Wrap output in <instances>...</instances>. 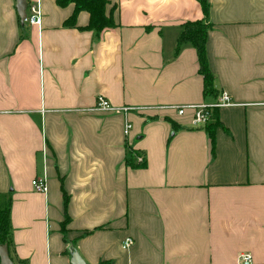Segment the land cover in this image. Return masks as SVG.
I'll return each mask as SVG.
<instances>
[{
    "label": "crops",
    "instance_id": "1",
    "mask_svg": "<svg viewBox=\"0 0 264 264\" xmlns=\"http://www.w3.org/2000/svg\"><path fill=\"white\" fill-rule=\"evenodd\" d=\"M107 1L115 26L96 34L80 29L86 11L64 24L72 4L39 0L38 26L0 0L8 255L70 264L73 247L84 264H237L247 252L264 264V0H206L213 85L233 102L214 109L213 142L175 109L214 100L196 50L177 46L182 24L204 19L200 2ZM98 95L110 110L95 107ZM129 150L146 165L127 164Z\"/></svg>",
    "mask_w": 264,
    "mask_h": 264
},
{
    "label": "trees",
    "instance_id": "2",
    "mask_svg": "<svg viewBox=\"0 0 264 264\" xmlns=\"http://www.w3.org/2000/svg\"><path fill=\"white\" fill-rule=\"evenodd\" d=\"M200 2L202 13L204 16L203 20H195L194 22H185L181 26L180 35L177 40L178 50L181 48L180 45L188 44L191 45L197 54V60L199 63V73L203 76V89L205 97H212L215 99L218 96V91L214 88V74L210 72L208 66V59L206 56V40L209 33V24L206 22L208 17V1L197 0ZM57 6L64 7L68 4L74 6V11L72 15L66 19L65 25L69 27H74L76 25V15L79 11H86L89 14V23L86 27L80 29H86L90 31H95L96 34L110 27H114V19H112V10L107 12V0H55ZM214 110L210 113V121L203 126L206 131H211V121ZM175 126V125H172ZM211 142H213L214 135L210 132ZM135 154L133 151H128V158L126 163L132 165L135 168L144 167L145 161L141 164L136 163ZM65 198V202H66ZM10 204L11 199L6 200L0 205V244H6L9 248L11 245L10 234Z\"/></svg>",
    "mask_w": 264,
    "mask_h": 264
},
{
    "label": "built area",
    "instance_id": "3",
    "mask_svg": "<svg viewBox=\"0 0 264 264\" xmlns=\"http://www.w3.org/2000/svg\"><path fill=\"white\" fill-rule=\"evenodd\" d=\"M39 0H33V2L27 4L28 14L25 15L23 21L28 22L31 25L40 26L41 21V12L40 7H38ZM230 95L227 91H222L218 94V96L212 100L210 103H199L197 105H182L180 107H176V112L178 115H183L186 110L192 111V120L190 126L192 128L203 127L210 121V113L212 110L217 108L226 107L232 105ZM95 107L101 110H110V103L104 98L102 95H98L95 100ZM131 128V124L129 121H126L123 128V135L128 136L129 130ZM135 161L138 164H141L144 161V155L141 153L135 156ZM32 188L35 192L44 193L47 190V183L45 182V177H35L31 180ZM132 238H127L122 243V249H127L129 245L132 243ZM237 264H253L251 263V256L249 253H242L238 256Z\"/></svg>",
    "mask_w": 264,
    "mask_h": 264
},
{
    "label": "water",
    "instance_id": "4",
    "mask_svg": "<svg viewBox=\"0 0 264 264\" xmlns=\"http://www.w3.org/2000/svg\"><path fill=\"white\" fill-rule=\"evenodd\" d=\"M16 7L18 9V15L20 21L23 22L26 10V0H16ZM70 264H84L81 256L77 253L76 249L70 247ZM0 264H15L8 255V248L6 244H0Z\"/></svg>",
    "mask_w": 264,
    "mask_h": 264
}]
</instances>
